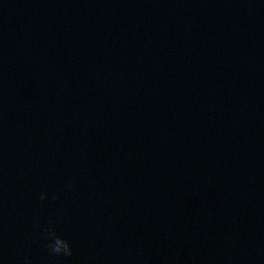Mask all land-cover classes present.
<instances>
[{
	"label": "water",
	"instance_id": "95a60500",
	"mask_svg": "<svg viewBox=\"0 0 264 264\" xmlns=\"http://www.w3.org/2000/svg\"><path fill=\"white\" fill-rule=\"evenodd\" d=\"M26 258L264 264V0H0V264Z\"/></svg>",
	"mask_w": 264,
	"mask_h": 264
},
{
	"label": "clouds",
	"instance_id": "9594fccd",
	"mask_svg": "<svg viewBox=\"0 0 264 264\" xmlns=\"http://www.w3.org/2000/svg\"><path fill=\"white\" fill-rule=\"evenodd\" d=\"M71 188V184L68 185ZM48 198L46 193L41 194V202ZM58 197L53 195L52 199H57ZM43 238L47 241V249L50 254L55 256L71 257L73 255V250L71 244L68 240L59 235L55 229L54 224H49L42 233ZM24 264H32L30 259H25Z\"/></svg>",
	"mask_w": 264,
	"mask_h": 264
}]
</instances>
